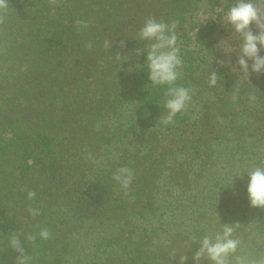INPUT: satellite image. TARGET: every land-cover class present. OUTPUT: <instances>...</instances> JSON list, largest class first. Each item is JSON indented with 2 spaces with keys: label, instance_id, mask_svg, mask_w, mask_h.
I'll return each mask as SVG.
<instances>
[{
  "label": "trees",
  "instance_id": "trees-1",
  "mask_svg": "<svg viewBox=\"0 0 264 264\" xmlns=\"http://www.w3.org/2000/svg\"><path fill=\"white\" fill-rule=\"evenodd\" d=\"M232 2L7 0L0 264H17L12 235L29 264H179L184 254L192 264L198 239L221 223H233L241 241L230 264L264 255V209L249 206L243 176L264 165V75L248 82L238 52L226 54L225 41L235 48L239 39L222 19ZM149 17L176 22L184 60L177 84L191 90L170 125L160 122L165 89L135 67L144 59L135 54L144 44L138 29ZM77 21L87 28L78 31ZM211 70L220 77L212 88ZM121 166L133 172L127 190L112 180Z\"/></svg>",
  "mask_w": 264,
  "mask_h": 264
},
{
  "label": "clouds",
  "instance_id": "clouds-1",
  "mask_svg": "<svg viewBox=\"0 0 264 264\" xmlns=\"http://www.w3.org/2000/svg\"><path fill=\"white\" fill-rule=\"evenodd\" d=\"M7 0H0V10L6 7ZM233 0L227 11L223 13V21L231 29V32L239 38L234 50L232 44L225 41L229 52H238L237 65L244 78L251 75H264V0ZM77 30L87 28V21H77ZM253 26L255 31H253ZM138 41L144 42L143 49H135L137 56L143 54V63L136 68L146 70L148 84L154 87H162L164 91V114L160 116L163 125L174 122L178 113L185 110L191 101V90L188 87L177 84L184 65L181 50L178 47L176 34V22H163L155 18H147L138 29ZM220 40L213 49L219 48ZM117 57H122L119 54ZM251 61V63H249ZM230 63V62H229ZM220 77L215 71H209L207 82L210 88L218 84ZM240 99L239 89L232 92L231 100L237 103ZM249 100H255L254 94H250ZM243 176L247 177L246 197L252 208L264 209V165L257 166ZM112 180L123 190H127L133 180V172L127 166L116 169ZM35 193L29 192L28 198L32 199ZM33 216L39 215V209H28ZM222 229L212 234H205L198 239L199 247L191 256L192 264H200L201 259H206L208 264H230L229 258L240 247V239L234 236L233 223H221ZM40 238L47 239V229L39 233ZM34 239V237H28ZM10 246L17 253V264H29L30 258L24 254L21 241L16 235L9 238ZM188 256H179V264H186ZM239 264H264V255L254 258H239Z\"/></svg>",
  "mask_w": 264,
  "mask_h": 264
},
{
  "label": "rangeland",
  "instance_id": "rangeland-1",
  "mask_svg": "<svg viewBox=\"0 0 264 264\" xmlns=\"http://www.w3.org/2000/svg\"><path fill=\"white\" fill-rule=\"evenodd\" d=\"M254 31V30H253ZM236 48H238V45L234 48V49H236ZM240 167H238L237 169H239ZM243 169V168H242ZM253 168H251L250 170H252ZM249 170V171H250ZM237 227H239V226H237ZM242 228V227H241ZM236 233V232H235Z\"/></svg>",
  "mask_w": 264,
  "mask_h": 264
}]
</instances>
